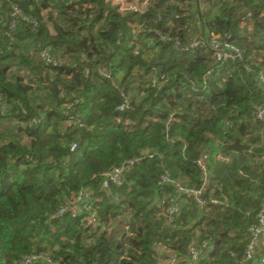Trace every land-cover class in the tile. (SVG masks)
<instances>
[{
    "label": "trees",
    "instance_id": "16d2710c",
    "mask_svg": "<svg viewBox=\"0 0 264 264\" xmlns=\"http://www.w3.org/2000/svg\"><path fill=\"white\" fill-rule=\"evenodd\" d=\"M141 4L0 0V123L13 127L0 126V264H166L163 249L192 247L198 264H250L264 0ZM213 44L239 57L220 62ZM121 167L122 185L104 188ZM166 175L203 204L185 194L168 216L181 193Z\"/></svg>",
    "mask_w": 264,
    "mask_h": 264
},
{
    "label": "built area",
    "instance_id": "2783aa9c",
    "mask_svg": "<svg viewBox=\"0 0 264 264\" xmlns=\"http://www.w3.org/2000/svg\"><path fill=\"white\" fill-rule=\"evenodd\" d=\"M218 45L219 44H213V46H211V49L216 53L215 55L218 61L221 62L227 59H235L239 57L238 50L231 48L229 46H227L226 48H221ZM259 81L264 86V75L259 76ZM123 109H124L123 107L120 108V110ZM256 118L260 121H264V106H258L256 108ZM219 157L223 160L225 159L222 156ZM130 163H134V162L132 161ZM199 167L206 174L207 166L204 161L199 162ZM124 170L125 168L121 167L111 173L105 174L106 179L104 180L103 183L104 188H108L110 184L121 186L123 183L122 175L124 173ZM162 180L163 182L175 183L177 190L181 193L177 198H174L172 205L168 208L167 210L168 216H173V214L180 211L184 201L182 196L185 194L194 196L197 203H199L200 205L203 204V201L200 199V195H201L200 190L189 189L180 184H177L176 182L172 181L168 175L164 176ZM89 195H90L89 193L81 194L74 201L65 203L57 215L61 216L68 211L72 212L73 214H77L80 209L78 205L83 202L84 197H88ZM211 203L223 204L222 202H219L217 200H212ZM247 240H248V246L245 257L243 259L244 263L254 260L257 253V249L260 243L264 240V201L261 203L260 209L256 215V223L249 228V235ZM200 255H201L200 252L193 247L190 248V253L188 255V258H182L170 252V254L168 255L169 259L166 261V264H198L200 260ZM39 260H40V256L35 255L27 258L25 260V263L32 264V262L35 263L38 262Z\"/></svg>",
    "mask_w": 264,
    "mask_h": 264
},
{
    "label": "rangeland",
    "instance_id": "374dc122",
    "mask_svg": "<svg viewBox=\"0 0 264 264\" xmlns=\"http://www.w3.org/2000/svg\"><path fill=\"white\" fill-rule=\"evenodd\" d=\"M114 5H118L119 9L121 11L126 10V9H144L143 5L141 4V1L145 0H112ZM11 121H2L0 123V126L2 129H7L10 130L13 127L11 126ZM166 255L170 254L169 250L163 249Z\"/></svg>",
    "mask_w": 264,
    "mask_h": 264
},
{
    "label": "crops",
    "instance_id": "0c3cea01",
    "mask_svg": "<svg viewBox=\"0 0 264 264\" xmlns=\"http://www.w3.org/2000/svg\"><path fill=\"white\" fill-rule=\"evenodd\" d=\"M263 131L264 130L261 131L262 136L264 133ZM263 139H264V136H263ZM246 151H249V150H246ZM246 151H235V152L236 153H242V152H246ZM228 158L226 157L225 159H228ZM249 263L250 264H264V240L260 243L254 260H252L251 262L249 261Z\"/></svg>",
    "mask_w": 264,
    "mask_h": 264
},
{
    "label": "water",
    "instance_id": "95a60500",
    "mask_svg": "<svg viewBox=\"0 0 264 264\" xmlns=\"http://www.w3.org/2000/svg\"><path fill=\"white\" fill-rule=\"evenodd\" d=\"M231 149L234 151H246L248 150V147L239 142H236L235 144L231 146Z\"/></svg>",
    "mask_w": 264,
    "mask_h": 264
}]
</instances>
